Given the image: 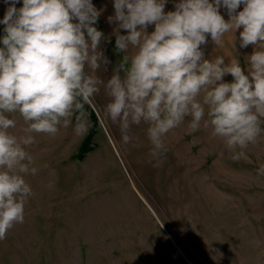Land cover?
I'll use <instances>...</instances> for the list:
<instances>
[{
  "label": "clouds",
  "instance_id": "obj_1",
  "mask_svg": "<svg viewBox=\"0 0 264 264\" xmlns=\"http://www.w3.org/2000/svg\"><path fill=\"white\" fill-rule=\"evenodd\" d=\"M19 2L11 0L0 20V241L24 222L33 195L25 177L38 172L29 151L36 136L55 137L73 120L76 135H85V105L101 85L109 97L104 116L119 124L125 144L132 125H148L155 167L168 151L166 136L189 117V132L211 128L232 160H248L247 149L264 133V0H179L168 12L167 0H114L108 21L118 25L113 34L123 55L106 82L96 74L110 62L100 48L104 33L94 26L101 10L92 0H22L17 8ZM240 29V47H254L246 67L238 58H204L201 45L209 36L221 47L231 33L235 47ZM16 115L23 122L18 132L12 131Z\"/></svg>",
  "mask_w": 264,
  "mask_h": 264
},
{
  "label": "rangeland",
  "instance_id": "obj_2",
  "mask_svg": "<svg viewBox=\"0 0 264 264\" xmlns=\"http://www.w3.org/2000/svg\"><path fill=\"white\" fill-rule=\"evenodd\" d=\"M178 2L167 0L165 12ZM92 3L101 10L94 26L104 33L100 48L110 62L96 74L106 82L123 55L113 34L118 25L108 21L114 0ZM10 4L0 0V20ZM220 14L229 19L225 8ZM240 31L235 47L231 33L221 47L209 36L201 45L204 58H238L246 67L254 47H240ZM100 89L85 105L89 130L91 109L100 123L92 138L96 148L85 158L75 157L87 133L76 135L74 120L55 137L36 136L29 151L38 172L25 177L33 195L24 222L0 241V264H264V176L257 178L264 133L247 149L248 160L234 161L211 128L189 132V117L166 136L168 151L155 167L149 163L148 125H132L125 144L119 124L104 116L109 97ZM14 118L12 131L18 132L23 122Z\"/></svg>",
  "mask_w": 264,
  "mask_h": 264
},
{
  "label": "trees",
  "instance_id": "obj_3",
  "mask_svg": "<svg viewBox=\"0 0 264 264\" xmlns=\"http://www.w3.org/2000/svg\"><path fill=\"white\" fill-rule=\"evenodd\" d=\"M4 35V28L0 27V37H2ZM92 112V117H93V127L87 132L78 153L75 155V157L79 160H82L83 158H85V156L91 152L93 149L96 148V143L93 142L92 138L93 136L97 133V131L99 130V120L97 115L95 114V112L91 109Z\"/></svg>",
  "mask_w": 264,
  "mask_h": 264
},
{
  "label": "crops",
  "instance_id": "obj_4",
  "mask_svg": "<svg viewBox=\"0 0 264 264\" xmlns=\"http://www.w3.org/2000/svg\"><path fill=\"white\" fill-rule=\"evenodd\" d=\"M0 25H3V24H0Z\"/></svg>",
  "mask_w": 264,
  "mask_h": 264
}]
</instances>
